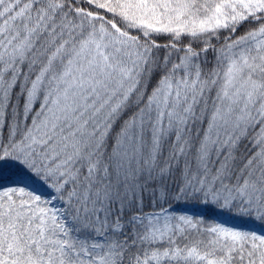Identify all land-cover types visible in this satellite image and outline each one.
<instances>
[{"label":"snow or ice","instance_id":"1","mask_svg":"<svg viewBox=\"0 0 264 264\" xmlns=\"http://www.w3.org/2000/svg\"><path fill=\"white\" fill-rule=\"evenodd\" d=\"M0 264H264V0H0Z\"/></svg>","mask_w":264,"mask_h":264}]
</instances>
